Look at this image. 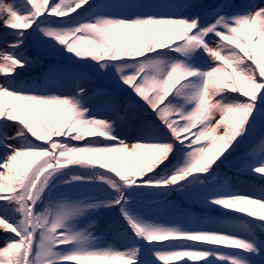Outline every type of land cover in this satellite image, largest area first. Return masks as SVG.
I'll return each instance as SVG.
<instances>
[{
	"label": "trees",
	"instance_id": "16d2710c",
	"mask_svg": "<svg viewBox=\"0 0 264 264\" xmlns=\"http://www.w3.org/2000/svg\"><path fill=\"white\" fill-rule=\"evenodd\" d=\"M4 1L0 0V4ZM142 1L120 0L117 5L125 17L110 28L102 27L93 17L79 20L90 0L6 1L0 29V42L7 44L0 62V264H24L29 251L31 215L22 185L31 170L42 159L54 166L64 154H70L79 160L72 168L80 171L68 175L86 178L90 176L85 174L89 167L84 158L74 154L85 155L90 150L101 156L118 174L121 185L127 187H121L120 194L106 186H93L84 216L98 235L94 255L50 264H177L179 260H183L182 264H199L203 260L214 264L225 254L242 264H264V134L257 147L245 139L240 140V145L235 142L241 126L264 103V24L256 19L242 21L240 31L232 33L231 42L225 43L228 52L223 48L225 53L218 57L217 66L207 73L213 90L218 92L216 100L202 101L199 113L203 121L196 137L199 149L179 153L180 136L172 127L181 100L175 91L191 70L190 55L202 49L197 45L193 48L192 41L173 44L168 33L156 34L153 8L172 16L182 9L183 0L152 1L148 14L139 16L135 11ZM208 3L212 8L218 0ZM37 15L59 22L45 52L35 50L30 39ZM255 30L257 61L251 56ZM169 44L173 52L158 49ZM79 59H125L133 65L119 76L116 86L104 85L96 75L74 64ZM174 62L181 64L180 72ZM216 110L221 115L214 121ZM69 114L79 126L72 133L62 131L59 120L61 115ZM83 116L81 123L79 118ZM182 123V129L188 130L195 119ZM230 126L232 133H228ZM96 131L109 137L95 139ZM54 138L63 154L51 146ZM209 142L204 154L200 148ZM257 148L259 151H255ZM252 153L256 158L250 156ZM249 166H255L254 177L243 170ZM194 167L202 170L196 179L215 171V179L226 182L228 198L222 212L188 204L172 190L127 192L135 186L163 183ZM127 198L141 202L151 236L169 245L166 252L155 257L144 255V239L153 242L141 238L120 215L119 202ZM38 213L40 210L34 209V219ZM196 216L202 224L194 240L176 239L178 230ZM253 219L259 224L254 225ZM37 226L41 232L42 226ZM229 238L232 241L225 240ZM217 241L224 246H216ZM43 245L38 241L33 244V259L31 256L28 264L46 262L45 255L38 251V246Z\"/></svg>",
	"mask_w": 264,
	"mask_h": 264
},
{
	"label": "rangeland",
	"instance_id": "374dc122",
	"mask_svg": "<svg viewBox=\"0 0 264 264\" xmlns=\"http://www.w3.org/2000/svg\"><path fill=\"white\" fill-rule=\"evenodd\" d=\"M5 0L0 4V29L2 20L6 16ZM116 0H92L88 7L84 9L85 17H93L99 20L104 28H110L114 22L121 21L124 17L122 10L115 6ZM159 2V0H143L142 5L135 11L136 14H144L143 8L152 6L151 2ZM209 0H183L181 10L178 13H172V16H167L165 12L161 16L160 8H153L152 19L156 34H170L174 36L173 44L181 38L194 37L192 47L197 45L204 50V55L201 51L190 55L189 60L192 64L193 71H189L184 75V83L176 91L175 95L181 100V104L175 111V126L176 134L180 136L178 139V152H195L199 149L196 144L198 125L203 121L199 118V109L203 99L216 98L217 92L213 90L211 80L207 78V73L217 65L219 56H222L227 48L225 43L231 42V34L240 31L239 25L242 21H250L251 19L259 20L264 24V0H227L226 5L221 4L209 8ZM149 4V5H148ZM59 29V22L50 17H43L37 15V21L31 26L30 39L35 50L45 52L47 50L46 43L50 38L56 35ZM255 32V31H254ZM199 41V42H198ZM65 46V43H62ZM252 42L251 56L256 61L258 58V51ZM6 42H0V62L3 53L5 52ZM224 48V49H223ZM160 51L170 53L173 49L171 45H162L158 47ZM185 52V47L183 48ZM226 53L228 52L225 49ZM181 52V51H180ZM202 55V56H201ZM147 66L150 63L146 62ZM76 66L93 73L99 78L101 84H111L116 86L119 76L133 65L132 62L125 59H98V60H81L74 63ZM177 71L180 72L181 64L174 62ZM143 65L146 64L143 62ZM24 88V87H22ZM26 89V87L24 88ZM28 89V88H27ZM131 99V98H130ZM216 100V99H215ZM141 106V105H140ZM142 107V106H141ZM143 108V107H142ZM147 111V110H146ZM220 111L216 110L214 113V121L220 117ZM150 117V115H146ZM85 116L80 117L79 121L82 123ZM188 118H197L199 121L190 129H182V122ZM63 124V130L72 132L79 128L74 122V116L61 115L59 118ZM166 126V123H161ZM231 125V124H230ZM170 126H172L170 124ZM241 134L235 140L237 145L242 139L253 142L252 146L258 144V140L262 139L264 134V103L255 116L241 126ZM236 132V128L234 127ZM223 129H219L222 132ZM233 128L230 126L228 133H232ZM226 133L223 131L222 135ZM108 135L101 131L94 132L95 139H101ZM59 138V137H57ZM54 138L51 144L55 152L62 153L59 141ZM206 143L200 148L203 152L204 148L210 146ZM130 145V142L127 143ZM258 151V149H257ZM205 154V151L203 152ZM63 154V153H62ZM75 157L84 158L87 170L90 176L80 178L75 175H68L70 172H79L74 170L72 164H77L78 159L71 158L70 154H64L63 160L55 162L54 166L46 164L45 160L39 161V166L34 167L30 175L24 180L22 188L26 190V196L29 203V210L32 213V235L33 244L44 243L43 247L38 246V251L45 255L46 262L50 264L53 261H62L69 258L71 260L88 259L94 255V247L98 241V235L87 225L85 219V212L89 207V194L93 186H106L110 189L118 190L120 194L121 187L126 185L117 183V180L112 174L116 172L108 167L103 161L102 157L90 150L85 155H76ZM75 160V161H74ZM45 162V164H44ZM212 163V162H211ZM242 164V163H241ZM204 168L208 171V164ZM204 165V166H205ZM218 168V167H217ZM84 170V169H81ZM249 176H254L253 167L249 166L244 169ZM99 172V173H98ZM202 172L199 168H192L189 171L179 172L173 175L165 183L156 186H140L127 189L131 193H154L158 191L169 190L184 199L188 204L196 207L216 210H223L222 205L226 202L228 194L223 190L222 180L202 179L199 173ZM98 173V174H96ZM112 176V177H111ZM195 178V179H194ZM24 177H22V180ZM171 197V196H170ZM34 209L40 210L34 219ZM118 211L123 216L124 221L133 228L141 238H149L151 242L143 241L144 255L155 257L166 252L169 245L164 242H156L155 238L151 236V230L141 202L136 199L127 198L120 202ZM37 219V221H36ZM254 225H258L256 219L252 220ZM201 218L195 217L183 225L175 235L179 240H192L197 234L198 228L201 226ZM37 225H41L42 229L39 232ZM259 230L260 227L256 226ZM264 238V230L261 231ZM37 236V237H36ZM39 236V237H38ZM42 236V237H41ZM39 238V239H38ZM216 239V238H215ZM226 241H232L230 238ZM218 242V241H217ZM217 244V243H216ZM33 255L31 253L30 258ZM40 253L35 254L38 258ZM219 258V257H218ZM217 258V259H218ZM216 259V260H217ZM214 264H242L239 260L228 258V255H222ZM180 262V263H179ZM183 260H179L177 264H182ZM199 264H208L206 261H201Z\"/></svg>",
	"mask_w": 264,
	"mask_h": 264
},
{
	"label": "water",
	"instance_id": "95a60500",
	"mask_svg": "<svg viewBox=\"0 0 264 264\" xmlns=\"http://www.w3.org/2000/svg\"><path fill=\"white\" fill-rule=\"evenodd\" d=\"M30 252H31V248H30L29 254H30ZM29 254H28V256H29ZM28 256H27V258H26V263H27Z\"/></svg>",
	"mask_w": 264,
	"mask_h": 264
}]
</instances>
